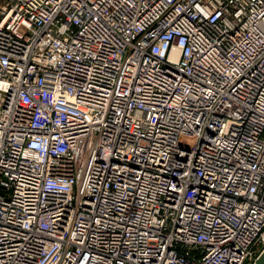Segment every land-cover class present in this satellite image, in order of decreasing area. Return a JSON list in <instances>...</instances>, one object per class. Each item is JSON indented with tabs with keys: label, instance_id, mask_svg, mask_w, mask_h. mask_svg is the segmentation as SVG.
I'll use <instances>...</instances> for the list:
<instances>
[{
	"label": "built area",
	"instance_id": "1",
	"mask_svg": "<svg viewBox=\"0 0 264 264\" xmlns=\"http://www.w3.org/2000/svg\"><path fill=\"white\" fill-rule=\"evenodd\" d=\"M264 0H0V264H254Z\"/></svg>",
	"mask_w": 264,
	"mask_h": 264
},
{
	"label": "water",
	"instance_id": "2",
	"mask_svg": "<svg viewBox=\"0 0 264 264\" xmlns=\"http://www.w3.org/2000/svg\"><path fill=\"white\" fill-rule=\"evenodd\" d=\"M254 264H264V250L257 257V259L255 260Z\"/></svg>",
	"mask_w": 264,
	"mask_h": 264
}]
</instances>
